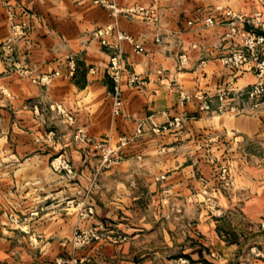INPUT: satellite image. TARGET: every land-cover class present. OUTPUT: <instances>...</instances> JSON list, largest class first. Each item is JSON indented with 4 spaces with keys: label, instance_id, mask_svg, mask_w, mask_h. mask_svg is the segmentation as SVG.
<instances>
[{
    "label": "crops",
    "instance_id": "obj_1",
    "mask_svg": "<svg viewBox=\"0 0 264 264\" xmlns=\"http://www.w3.org/2000/svg\"><path fill=\"white\" fill-rule=\"evenodd\" d=\"M102 1L112 0H0V43L9 32L8 8L28 23L25 37L14 45L18 67L5 64L0 55V264H54L55 256L74 252L68 242L74 228L96 224V218L78 217L81 200L100 214L101 203L109 211L116 202L129 207L146 191L190 192L200 184L199 173L210 185L225 175L219 174L225 166L232 183L244 191L245 203L261 194L260 169L252 167L249 149L264 137V107H250L243 97L240 113L216 115L198 112L195 100L180 104L178 99L182 92L200 91L211 97L215 109L218 88L234 93L254 83L252 68L232 72L219 58L239 43L227 36L225 12L259 11L264 18V0H113L120 8L153 7L157 25L123 14L114 17ZM208 16L218 21L212 28L203 24ZM114 21L147 50L138 54L121 42L126 72L134 70L144 83L129 87L124 73L118 114L113 113L110 54L94 34ZM107 40L114 42L115 34ZM183 53L187 60L179 65ZM68 57L74 59L71 76ZM53 70L61 74L49 84L32 81ZM182 113L188 119L181 130L153 131ZM79 128L89 142L75 140ZM121 137H133L121 148L123 160L99 170L91 142L104 138L114 148ZM54 154L69 159L72 175L51 171ZM96 170L104 180L94 188ZM33 210L38 214L28 218Z\"/></svg>",
    "mask_w": 264,
    "mask_h": 264
},
{
    "label": "rangeland",
    "instance_id": "obj_2",
    "mask_svg": "<svg viewBox=\"0 0 264 264\" xmlns=\"http://www.w3.org/2000/svg\"><path fill=\"white\" fill-rule=\"evenodd\" d=\"M0 135L4 133L0 131ZM97 141L106 145L111 142L104 138ZM91 147L93 161L99 159V170L116 163L104 162L92 143ZM249 151L255 159L252 167L260 169L257 185L261 194L253 201L245 203L244 191L232 183L227 166L225 173L220 168L219 174L225 175L210 185L199 170L200 184L196 189L189 188L190 192L154 195L146 191L129 207L116 202L110 211L101 203L100 214L94 209L92 215L81 216L96 218V224L82 230L94 229L98 238L76 244L74 233L82 230L74 228L68 242L75 251L55 256L54 264H264V137L258 136ZM249 151L244 150L243 157L249 159ZM8 152L6 147L3 153ZM51 156L49 162L57 154ZM211 169L212 174H218L217 169ZM99 170L93 171L94 188L104 180Z\"/></svg>",
    "mask_w": 264,
    "mask_h": 264
},
{
    "label": "built area",
    "instance_id": "obj_3",
    "mask_svg": "<svg viewBox=\"0 0 264 264\" xmlns=\"http://www.w3.org/2000/svg\"><path fill=\"white\" fill-rule=\"evenodd\" d=\"M102 4L109 9H111V14L117 17L118 14H123L125 16H130L143 20L153 25H157L159 22V15H157L155 9L151 6L135 5L133 7L120 8L115 5L114 1L105 2ZM226 16L230 18L228 34L230 38L236 37L238 39V46L227 52L226 54L220 56V62L225 65L232 72H238L245 66L252 68L255 74V81L250 85V87L239 90L232 93L231 90L227 88H218L215 93V97L218 100V105L215 109H211L210 96L202 92H196L194 94L180 93L179 103L184 104L185 102L195 100L198 102L197 111L198 112H208L212 114H222L230 113L236 114L240 113L243 109L245 97L250 107H264V18L262 12L253 11L248 14L245 13H235L232 10L225 12ZM7 18L9 19V32L7 39L0 43V55L2 61L17 68L16 62L13 59L14 45L17 41L23 39L27 33L28 23L26 19L17 18L14 9L8 8ZM189 25L192 24L191 21L187 22ZM218 23L215 17L208 16L204 18L203 24L207 28H212ZM115 34V41L109 43L107 37L111 34ZM94 34L100 38V43L102 46L107 47L109 51V63L108 69L110 76L113 80V113L118 114L121 110L120 97L122 93V77L124 73L126 74L125 84L127 86L142 85L144 82L140 78V75L134 70H129L126 72L125 59L123 51L121 49V42L125 41L131 45L132 51L138 54L145 55L147 50L138 42L131 34H127L118 28L117 21L106 25L105 27L99 28L94 31ZM156 42L161 41L160 36L155 37ZM187 60L186 54L183 53L179 57V65L184 64ZM67 75H73L74 69V59L68 57L67 62ZM21 71V70H20ZM160 73V71H158ZM61 72L58 70H53L51 72L43 73L38 77H33L32 81L39 85H46L52 82V80L60 76ZM242 98V99H241ZM187 116L185 114L173 115L169 120L162 126H154V132H165V131H179L183 128ZM76 141L89 142L88 138L84 134L81 128L76 130L73 136ZM133 137H121L119 143L111 148L103 142H91L93 148L100 152L103 161H109V163L119 162L123 160V154L121 153V148L130 142ZM49 167L52 172L64 171L67 174H72V165L69 159L63 155H57L49 162ZM222 171L225 173L227 169L221 167ZM81 211L79 213L80 217L89 216L93 214V207L86 205L81 202ZM38 212L33 210L29 212L28 218L37 215ZM27 218H23L26 220ZM11 220L15 221V217L12 216ZM97 231L94 229L82 230L80 233L75 232L73 236V241L76 244H81L82 242H87L89 240L97 239Z\"/></svg>",
    "mask_w": 264,
    "mask_h": 264
}]
</instances>
